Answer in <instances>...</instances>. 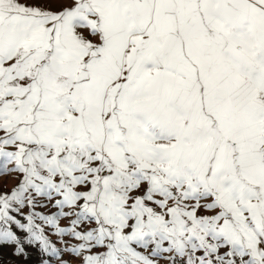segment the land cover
I'll return each mask as SVG.
<instances>
[{"label":"snow or ice","instance_id":"1","mask_svg":"<svg viewBox=\"0 0 264 264\" xmlns=\"http://www.w3.org/2000/svg\"><path fill=\"white\" fill-rule=\"evenodd\" d=\"M0 264H264V0H0Z\"/></svg>","mask_w":264,"mask_h":264}]
</instances>
